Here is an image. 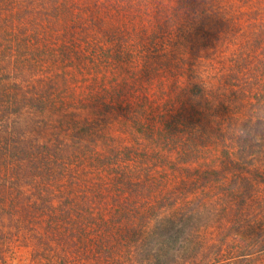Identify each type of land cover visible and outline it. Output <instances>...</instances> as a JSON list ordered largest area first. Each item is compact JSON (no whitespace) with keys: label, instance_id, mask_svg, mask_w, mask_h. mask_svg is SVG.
<instances>
[{"label":"trees","instance_id":"obj_1","mask_svg":"<svg viewBox=\"0 0 264 264\" xmlns=\"http://www.w3.org/2000/svg\"><path fill=\"white\" fill-rule=\"evenodd\" d=\"M176 1L169 11L176 17L187 11L199 22L213 18L214 0H205L209 9L201 0ZM131 5L132 0H0V224L28 237L34 260L49 264H264V162L246 153L243 127L236 129V143L219 132L230 176L222 170L165 177L155 190L150 177L129 175L132 164L175 169L200 162L196 137L183 136L179 116L157 114L153 135L175 157L184 155L178 164L159 154L101 158L84 143L100 138L106 122L102 114L90 119L79 112L85 106L115 108L106 102L108 93L116 101L122 94L134 98L142 86L178 79L193 95L202 90L200 23L173 38L156 27L148 32L150 49L132 54L117 47L114 37L125 29L119 15ZM215 25H206L212 38ZM123 58L129 76L112 71L111 77V65L123 67ZM250 64L236 65L234 79L250 90L263 83L264 93V58L254 69ZM147 101L122 106L126 120L142 124L136 108L145 110ZM49 122L62 138L56 133L43 141ZM75 141L76 152L70 147ZM86 162L96 169L94 179L80 167ZM112 168L116 173L108 172Z\"/></svg>","mask_w":264,"mask_h":264},{"label":"rangeland","instance_id":"obj_2","mask_svg":"<svg viewBox=\"0 0 264 264\" xmlns=\"http://www.w3.org/2000/svg\"><path fill=\"white\" fill-rule=\"evenodd\" d=\"M188 1L186 0V2ZM179 3L176 0H132L128 14L119 15L123 17L121 21L124 23L125 29H119L118 33L115 34L114 37L117 41L115 45L117 47L120 45L122 50L124 48L126 51L135 54V51H138L141 47L150 49L153 37H149L148 32L156 27L161 26L167 35H171L173 38V35H177L178 32L191 30L196 24L200 23L198 29L201 30L198 32L203 37V42L200 41V52L197 58L204 69H202L204 71L202 74L204 81L202 90L197 91V95H193V93L188 92V87H185L187 82L178 79L175 84L168 80L161 87L154 86L147 89L142 86L139 94L135 95L134 98L125 97L122 94V97L116 101L108 93L106 102L110 101L116 105L115 108L113 107L110 110L92 111L90 106H85L79 112L81 116L90 119L97 115H104L106 126L103 131L100 130L102 136L94 143L91 139L84 142L91 149L95 148L97 153H101V158L107 159V157L111 158L112 156L125 158L124 153L130 152L132 156L141 153L159 154L166 159H170L168 161L171 163L175 161L177 164L184 155L175 157L172 151L163 148L162 143L158 144L153 135H155L156 130L157 114L167 113L169 116L180 117L181 122L179 123H183L181 124L183 136L187 139L196 137L194 139L199 145L198 158L200 162L190 166H177L179 168L175 169L158 162L155 164L158 165L156 167L152 163H148L147 167L142 166L141 162L135 165L132 164L128 170L129 175L133 173L135 176L150 177V187L153 190L156 189L154 183L165 177L196 175L197 172L203 171L206 174H208V171L220 173L222 170L223 173L230 176L229 169L232 170V166H228L229 163L225 159V144L221 140L219 132L224 133L225 141L232 140V143H236L237 127H243V139L241 141L245 142L246 153H250L251 156L257 158L256 161L264 162V139H262L264 137V123H252L253 118L259 112L264 111V93L260 90L263 83L260 82L261 84L253 86L250 90L247 88V82L234 79L235 72H237L236 65L240 66L246 61L251 63L250 65L254 69L259 61L264 58V54L261 55L260 51L264 47V41L261 37L264 34V0H214L211 2V6L214 8L211 10L213 18L210 19L204 16L199 18L201 22L204 20L206 25L212 21L216 23L215 30H219L215 32L213 38L205 32L208 26L204 25L202 27L201 22L191 16L190 12L188 14L186 11L178 17L169 12L177 7ZM139 4L146 8L136 9ZM259 4L262 7L259 8ZM208 5L210 3L207 4L205 0L200 1L202 8L209 9ZM182 6L189 9L187 4H182ZM131 25L136 26V28H131ZM140 28L149 30L144 32ZM135 30H138L140 34L136 35ZM140 39H143V42H140ZM204 39H208V41ZM205 43L211 45V47H204ZM203 48L206 50L204 51ZM122 63L123 67L120 68L111 65V69L108 70L111 77H113L112 71L116 74L120 72L122 76H129L128 73L131 68L127 66V62H124V58ZM107 84L109 85V83ZM248 90L250 93L246 94ZM142 98L148 99L147 108L145 110L140 106L136 108L137 114L138 111H141L144 115V117L142 116V124L136 126L128 122L129 119L126 120L124 110H127V108L123 109L122 106L125 107L124 105H130V103L133 106L134 101ZM227 102H231L230 106H226ZM74 109L78 108L75 107ZM115 109H118L120 113L111 112ZM48 125L42 133L43 141L48 138L54 139L56 133L62 138L63 132L59 128L54 127L51 122ZM159 146L162 148L159 149ZM70 147L76 152V141L71 142ZM148 161L153 162V158L150 156ZM91 165L86 162L80 167L90 173L92 179H94L97 174L93 171L96 169ZM108 172L116 173L114 168L108 169ZM87 184L91 191V184L88 182ZM80 189L86 193L88 191L87 189ZM215 191L217 190L215 189ZM125 251L124 247L123 252L125 253ZM45 258L47 257H43V259ZM50 262L54 264L52 260ZM0 264L49 263L34 260L28 237H23L22 233L10 231L8 226L0 224Z\"/></svg>","mask_w":264,"mask_h":264},{"label":"clouds","instance_id":"obj_3","mask_svg":"<svg viewBox=\"0 0 264 264\" xmlns=\"http://www.w3.org/2000/svg\"><path fill=\"white\" fill-rule=\"evenodd\" d=\"M253 124H257V123H264V111H261L257 114V116H255L253 118V121H252ZM243 131V129H242ZM262 139H264V137H262Z\"/></svg>","mask_w":264,"mask_h":264}]
</instances>
